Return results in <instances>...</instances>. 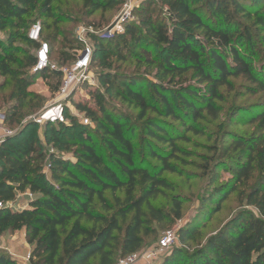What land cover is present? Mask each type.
Listing matches in <instances>:
<instances>
[{
    "label": "trees",
    "instance_id": "1",
    "mask_svg": "<svg viewBox=\"0 0 264 264\" xmlns=\"http://www.w3.org/2000/svg\"><path fill=\"white\" fill-rule=\"evenodd\" d=\"M56 1L0 0V76L8 78L0 84V91L9 88L0 101L14 100L5 112V123L13 130L12 125H19L24 115L21 110L30 98L33 83L39 78L54 80L52 88L57 92L62 68L75 59V54L52 50L68 40L59 27L62 20L53 12ZM158 1L165 9L157 11L152 19L143 17L139 24L129 21L122 32L107 39L88 35L96 46L90 68L95 53L105 51L103 42L108 40L116 59L133 60L139 67L145 65L144 72H91L104 92L100 86L84 83L82 90L89 86L86 98L73 102L79 113L96 124L94 129L104 134L109 156L123 176L90 141L89 124L77 122L68 111V123L44 124L49 126L45 138L60 151L76 148L74 162L54 150L44 152L28 136L38 126L31 121L0 143V236L23 230L31 246L27 263L0 250V264H116L140 251L145 238L156 234L154 225L160 227L182 218L183 202L178 197H172L169 210L154 205L152 200L172 189L163 172L183 174L178 164L186 163L183 156L188 153L178 141L189 140L185 132L206 135L199 123L220 118V103L224 101L220 89L232 85L231 77H244L252 85L250 91L264 96V69L255 64L254 51L256 34L264 44V6L257 8V0ZM122 3L123 0H82L88 16L97 11L103 14ZM145 10L146 14L150 11ZM34 11L50 20L44 22L46 34L40 25L41 37L50 46V60L54 53L60 64L56 69L32 71L37 44L20 30L26 29ZM17 39L33 51L18 48ZM151 47L158 49L156 55ZM150 69L157 82L148 78ZM187 74L193 84L185 82ZM108 92L135 110V116L118 114L115 107L116 111L111 112ZM247 121L255 125L254 136L231 143L236 159L232 160L230 180L218 183L217 169L224 165L217 166L211 162L215 159L205 157L202 167H216L215 176L209 179L210 188L199 200L196 217L209 219L234 192L240 206H252L255 212L240 207L203 243L192 250L174 246L157 264H264V100ZM75 128L80 129L84 142L79 143L71 135L69 139L62 138L61 130L71 132ZM180 128L185 132H179ZM137 133L145 157L158 164L136 161L137 148L132 138ZM211 151L215 153L216 148ZM227 154L228 150L222 151V157ZM45 164H49L50 177L42 171ZM252 180L255 182L250 185ZM25 191L33 194L28 207L14 209L8 205L16 203L17 192ZM199 234V227L190 225L178 232V237L181 244H186Z\"/></svg>",
    "mask_w": 264,
    "mask_h": 264
},
{
    "label": "rangeland",
    "instance_id": "2",
    "mask_svg": "<svg viewBox=\"0 0 264 264\" xmlns=\"http://www.w3.org/2000/svg\"><path fill=\"white\" fill-rule=\"evenodd\" d=\"M127 0H123V3L115 6L113 9H109L103 14L100 11L95 12L93 15L88 16L87 9L83 8L82 0H58L54 3V15L56 18L62 20L59 24L60 29L67 36L68 40L60 44L53 46L52 50H63L68 54H76V50H79L83 47V42L80 41L77 36L81 30H92L98 35H102L105 39L107 36H104L107 29L110 28L116 21V19L121 15L124 9V4ZM132 3V16L129 21L139 24L141 18L146 17L148 19L154 18L157 11L164 10L158 0H130ZM198 2H203L204 0H197ZM257 8L264 6V0L256 1ZM145 8H149L150 11L146 14ZM134 11V14H133ZM50 22V20L45 19L43 15L38 16L35 14V11L32 13L31 17L28 18L25 30H20V34L26 35L29 32L30 27L34 23H39L44 27V22ZM128 21V22H129ZM254 30V27H251ZM9 31L13 32L14 29L10 28ZM259 30V29H258ZM7 31V32H9ZM48 31L44 27L43 33L46 34ZM256 47H255V64L258 67L264 69V44L259 41L260 34H256ZM110 37V36H109ZM5 40V35L2 37ZM89 44L94 47V41L89 37H86ZM105 45V51L97 52L94 56V61L91 65V72H109V73H131V72H144L145 65L137 66L133 60L130 62H123L116 59L115 55L112 52V43L108 40L103 42ZM16 46L23 50L31 53L33 51L32 47L26 42L17 39ZM96 47V46H95ZM152 53L156 55L158 49L156 47H151ZM17 56H22V53H17ZM51 62L55 66L60 65L56 61L55 54H52ZM148 78L153 82L158 80L155 78L153 71L149 70ZM30 72V71H28ZM152 72V73H151ZM28 76V73L25 75ZM94 77V87H101V82L98 78ZM186 83H194L190 80V74L185 76ZM8 78L0 76V84L7 81ZM231 86L229 88L221 87V91L224 94V101L220 103L222 107V113L220 118L217 121H208L200 122L199 126L206 133L205 136L193 135L191 132H185L183 128L179 129V132H185V135L188 136V141H178V144L188 153L186 156H183L186 163L178 164V167L183 171L182 175H177L176 173L163 172L162 176L167 178V180L172 185L171 190H166L164 194L158 196L155 200H152V203L156 206H161L165 210L171 208V199L173 196L178 197L183 202L182 218L176 220L174 223H166L162 226L154 225L157 228L155 235H151L145 238V245L143 248L138 251L153 248L157 246V243L164 231H174L177 234V244L175 246L182 247L186 250H192L198 243H203L205 239L212 233L216 232L236 211L242 208H247L255 212V209L252 206L243 205L240 206L239 198L236 193H230L226 197L221 205L220 210L213 214L209 219L206 217H196L197 206L202 195L206 194L210 186L208 185L209 179L213 178L214 170L216 167H213L210 170L204 169L202 166L205 165V157L215 159L217 166L224 165L223 167H218V183H224L227 180L231 179V170L234 167V158L236 157V152L232 150V142L239 139H248L249 137L254 136V124L248 123L249 115L257 112L259 104L264 100V96L261 93H254L250 91L252 85L242 76L231 77L229 78ZM55 81L48 79L46 81L43 78L37 79L33 85L29 88L30 98L25 101V106L22 108L21 112L24 114L20 120L19 125H12L15 131L22 126H24L32 117L37 116L47 107H49L53 102L57 100V92L53 90L52 85ZM92 86V87H93ZM85 87V86H84ZM87 87L82 91L79 89L73 94L72 99H69L68 106L72 109V112L78 110L75 109L73 102L81 101L86 98ZM9 88L6 87L3 91H0V98L4 92H8ZM101 91L104 92V87H101ZM108 103L110 104L109 110L115 112L116 110L113 107L117 108L118 114L121 112H127L130 116L134 117L136 111L126 105L122 104L118 99L113 97L112 92L106 94ZM14 102L13 99L3 103L0 101V112H6L7 108ZM91 102V101H89ZM82 114V113H79ZM77 122L80 121V117H75ZM69 122V121H68ZM59 128L58 125H55ZM96 124L89 120L88 129H90V141H92L95 147L100 151L108 160V163L115 168L121 176L119 167L113 162V158L109 156V150L105 144V137L101 131L95 130ZM47 128L49 126H37L34 127L28 136L33 137L42 147L44 152H52L53 150L61 156L62 158L68 159L72 162L76 160L73 150L76 148H71V150L60 151L52 147L45 136H48ZM62 138L69 139L71 135L72 138L81 143L85 141V137L80 136V129L75 128L73 131L68 132L61 130ZM139 132V129H137ZM133 144L137 148L136 161L140 162L143 165L158 164L157 160L145 157V149L143 145L139 143L138 133L132 138ZM161 147L165 145L159 144ZM211 148H216L215 153H211ZM228 150L227 156L222 157V151ZM245 154V151H243ZM236 159V158H235ZM48 177H50L49 164H45L42 170ZM257 176V174H256ZM255 180L250 182L252 185ZM57 184V182H56ZM26 192V191H25ZM17 192L16 203L13 206L14 209H20L24 207L30 197L26 193ZM108 195L109 192L107 191ZM198 226L200 234L196 236L195 240L188 241L186 244H181L178 237V232L187 226ZM21 232L23 230H20ZM155 262L154 264H156Z\"/></svg>",
    "mask_w": 264,
    "mask_h": 264
},
{
    "label": "built area",
    "instance_id": "3",
    "mask_svg": "<svg viewBox=\"0 0 264 264\" xmlns=\"http://www.w3.org/2000/svg\"><path fill=\"white\" fill-rule=\"evenodd\" d=\"M131 3L132 2L130 0L125 2L123 12L116 19L111 28L106 30L104 36L109 37L113 34L123 31L124 25L131 19L132 16L133 6ZM89 34H95V32L90 29L81 30L77 36V38L83 42V47L79 50H76L73 63L68 67L62 68L63 76L57 90V100L37 116L31 118L38 126L44 125L46 123H68L66 111L75 117H80V121L83 124H89V119L84 114H79L77 111L72 112V109L68 106V101L73 96V94L78 89L82 91V84L94 83V75L90 71L93 47L86 39ZM27 36L29 40L37 44V47L34 50V63L32 66V71L43 72L45 70L56 69V66L52 64L50 60V46L48 42L43 40L41 37L40 24L34 23L30 27ZM5 120V112H0V143H2L6 138L12 136L15 132V130L6 125ZM25 193L30 198L33 197L31 192L26 191ZM8 205L13 207L15 203H9ZM1 206L2 205L0 203V207ZM177 240V234L174 231H164L156 247L129 254L119 259L116 264H137L138 262H143V264H154L155 262H158V260L165 252H167V250L177 244ZM29 258L30 252L24 258H22V262L27 263Z\"/></svg>",
    "mask_w": 264,
    "mask_h": 264
},
{
    "label": "crops",
    "instance_id": "4",
    "mask_svg": "<svg viewBox=\"0 0 264 264\" xmlns=\"http://www.w3.org/2000/svg\"><path fill=\"white\" fill-rule=\"evenodd\" d=\"M24 207H28V203ZM0 250L7 252L14 259L22 262V258L31 251V246L26 241L25 232L18 230L0 236ZM137 264H143V262H138Z\"/></svg>",
    "mask_w": 264,
    "mask_h": 264
},
{
    "label": "water",
    "instance_id": "5",
    "mask_svg": "<svg viewBox=\"0 0 264 264\" xmlns=\"http://www.w3.org/2000/svg\"><path fill=\"white\" fill-rule=\"evenodd\" d=\"M110 28H111V26H110ZM30 121H31V122H34V120H33V119H30ZM14 134H16V131L14 132ZM14 134H13V135H14Z\"/></svg>",
    "mask_w": 264,
    "mask_h": 264
}]
</instances>
